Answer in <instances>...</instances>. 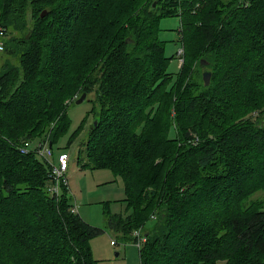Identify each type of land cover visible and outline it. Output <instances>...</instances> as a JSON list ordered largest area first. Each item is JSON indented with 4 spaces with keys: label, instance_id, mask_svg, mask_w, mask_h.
Listing matches in <instances>:
<instances>
[{
    "label": "trees",
    "instance_id": "1",
    "mask_svg": "<svg viewBox=\"0 0 264 264\" xmlns=\"http://www.w3.org/2000/svg\"><path fill=\"white\" fill-rule=\"evenodd\" d=\"M117 1L0 0V26L7 35L0 66V202L8 201L3 192L12 199L24 196L14 185L28 177L41 192L25 197L32 213L13 222L0 210V264L37 259L39 264H98L90 240L104 230L72 211L67 188L50 197L48 161L22 149L46 136L41 141L51 143L54 158L53 145L70 126L66 99L75 85L94 96L90 116L96 114L77 162L82 168L109 169L122 179L131 214L107 212L106 220L125 243L135 244V231L143 230L141 264H236L238 256L240 264H264V200L249 201L264 190V180L254 187L251 179L253 166L263 160L254 152L263 148L264 107L248 87L250 78L257 82L264 76V0H149L112 38L108 31L116 23L108 18ZM141 4L123 0L119 14ZM171 17L181 20L185 66L174 82L168 72L173 57L166 56V42L159 37L162 19ZM244 19L251 25L246 44L229 30ZM92 40L98 52L88 48ZM197 50L212 70L208 86L195 69L198 63L204 67L200 58L195 61ZM242 50L249 53L246 62ZM72 57L78 64L89 59L90 69L70 81ZM174 94L178 125L169 122L164 128L156 120L159 101L168 99L173 106ZM129 109L136 112L133 119ZM252 112H259L256 119ZM160 145L176 149L159 156ZM169 160L174 165L164 172ZM198 197L202 205L194 208ZM10 230L23 238L40 236L45 247L31 252L37 258L29 261L26 253L21 262Z\"/></svg>",
    "mask_w": 264,
    "mask_h": 264
},
{
    "label": "rangeland",
    "instance_id": "2",
    "mask_svg": "<svg viewBox=\"0 0 264 264\" xmlns=\"http://www.w3.org/2000/svg\"><path fill=\"white\" fill-rule=\"evenodd\" d=\"M149 0H142V4L133 8L124 9L126 10V14H119V12L124 8L123 6V0H118L116 3V7L112 10L113 13L110 12V16L108 18L109 21H114L116 23V27L113 29H110L108 33L111 35L112 38H117V34L119 33L120 29L125 25L130 23L131 17L135 14L136 10L144 7L146 3ZM155 8L157 6V1ZM153 3V6H154ZM199 8L200 4L197 5ZM96 13L95 10L92 11V13L89 14L88 20L89 23L92 20L94 14ZM102 19H104V14L100 16ZM243 25H233L229 28L232 35L241 34L242 38L240 42L242 44H246V38L251 33V25L249 24L247 19H244ZM125 28H128V25L124 26ZM160 39L162 41L166 42V56L167 57H173V60L171 61L168 72L173 75V82L175 81L177 75L182 69V74H184L183 69L185 68L184 60L180 61L184 55V48L181 46V42L179 41L180 37L183 38V28H181V20L179 17H171V18H165L162 19L160 24ZM131 41V40H130ZM181 46V47H180ZM228 47V53L231 54V57L233 54V47L230 46V44L227 45ZM244 47V46H243ZM88 48H91L92 50L96 51V45L94 43V40L92 42H88ZM182 50L183 55L179 56L177 53L179 50ZM100 52V51H99ZM195 55V54H194ZM240 56L242 58V61L246 62L248 60L249 53L247 50H242L240 53ZM198 56V50L196 51V57L195 61L199 60ZM203 60L204 58L201 57ZM6 60L4 52L0 54V66L2 62ZM206 61V60H205ZM231 61V60H230ZM195 69L198 70V72L201 74V79L204 80V74L210 73L211 79H212V70L206 66L200 67L199 63ZM90 69V60L84 62V63H77L76 60H74V57H72V63L71 68L69 72L71 75L69 76L70 81H72V78L76 77L80 74L83 70ZM192 70V66L190 71ZM182 74L180 77H182ZM210 79V83H211ZM183 80V78H182ZM250 86V92L251 97L254 100L261 99L263 101L259 102V107H264V76L263 78L256 82V79L250 78V82L248 83V87ZM83 91V87H78L75 85L69 92L70 94L67 97V103L68 105V117L70 119V126L68 131L59 139V141L53 145L54 150V158H51V162H57L58 157L62 153H67L70 156V168L67 173L68 178V187L69 193L72 196V199L74 201V204H76L78 212L80 213V216L84 218L87 222H89L90 225L94 227H98L100 229H103L104 232L99 234L98 236L92 238L90 240V246L92 248V253L94 259L98 262V264H141V257L139 253V248L132 242L125 243L117 238V236L108 228V223L106 220V214L107 212L111 214H117L121 215L124 218L131 214V211L128 209V205L125 202V191H124V184L122 179L114 174L109 169H91V168H82V164H79L77 162V156L80 152V150L83 149L82 144L87 138L88 131L90 129L91 124L94 122L95 115L93 114L90 116V112L94 108V96L86 95V99L82 103H77L76 99L81 98L84 93H81ZM176 91H174L175 93ZM257 92H259V97ZM185 97V98H184ZM183 98L185 101L189 99L188 96H184ZM177 95L174 94L173 100L174 105L171 106L170 100L163 98L159 101L160 113L157 116V121L161 126L164 128L168 127L169 122L175 127V123L178 125V121L175 120L177 118L178 110L176 107L178 106ZM178 101V100H177ZM255 103L252 102L251 107L255 108ZM167 104L170 105L169 108H167ZM254 104V105H252ZM175 107V108H174ZM129 112L131 113V118L133 119L136 115V112L133 109H129ZM171 112V115H170ZM259 112H252V115L254 119L257 118ZM247 115V114H246ZM245 113L243 114V117H246ZM170 116H172V120H170ZM264 116V114H263ZM245 120V118H243ZM132 121V120H130ZM144 125V124H143ZM141 126V128L143 127ZM170 125V124H169ZM143 129V128H142ZM118 132L122 131L121 127H118ZM79 132V136L77 139H75L73 145L69 148L68 143L70 140L75 137V135ZM140 132V130H139ZM46 136L37 137L34 140V143H36L39 140L44 139ZM171 137H174V131L171 133ZM39 138V139H38ZM179 146V144L176 145V148ZM158 155L160 156L162 151L168 150L169 154H172V149H176L174 146H168V148L163 147L162 145L158 146ZM264 143L262 151L259 150V153L256 151L254 152L256 159H263L256 162V164L253 166V174H252V180H255V186H259V184L264 180ZM167 154V153H166ZM167 154V155H169ZM157 157V156H156ZM257 161V160H256ZM174 165V162L172 160H169L164 167V172H166L169 167H172ZM18 178V177H17ZM18 180V179H17ZM53 183L51 182V185ZM250 186V185H249ZM248 186V187H249ZM244 187V186H243ZM245 186V189L248 188ZM14 188L17 192L21 193L24 196H19L20 198H8V196L5 195L6 192H3L4 197L8 200L6 203L3 201L0 202V210L4 217H9V222L15 221L17 217H21L23 214H26L28 212H31V206L27 207L29 202L25 199L29 198L30 194L35 193L36 195H40L41 192L39 190V184L35 182L34 180L28 178H24L23 180H18V183L14 185ZM66 188V187H65ZM240 187L239 189H241ZM252 190V189H250ZM63 192V189L61 188L60 194ZM243 192V191H241ZM240 192V193H241ZM34 195V194H33ZM49 196L54 197L51 192ZM2 199H0L1 201ZM259 200H264V190H260L255 193L254 196H252L249 201L251 203L257 202ZM202 198L198 197L196 201H194L193 206L194 208H197L201 206ZM29 209V211H27ZM35 211V210H34ZM6 213V214H5ZM153 216L157 218L156 214H153L151 216V220L153 219ZM224 217H222V225L224 223ZM6 219V218H5ZM153 222H150L148 224V227H152ZM147 229V228H146ZM145 230V229H144ZM143 233L142 229H139ZM10 233L17 239L18 244H16V247L14 248L17 255L19 256L18 260L21 262L23 259L27 256H29V261H32L33 259H30V256L35 257V255H32L31 252L33 250H38L39 248H44L45 245L42 244V238L39 236L30 238H23L20 235L19 232L16 234L10 230ZM227 233V231L221 232L218 234V236H222L223 234ZM11 241V240H10ZM117 242L116 245H113L112 242ZM18 245V246H17ZM20 249L24 253L22 256L19 252ZM30 251V253H29ZM14 252V250H12ZM27 253V256H26ZM30 254V255H28ZM37 258V257H35ZM242 259V256H238L236 259V264H240ZM41 259H37L34 264H39ZM226 260H218L215 264H227Z\"/></svg>",
    "mask_w": 264,
    "mask_h": 264
},
{
    "label": "built area",
    "instance_id": "3",
    "mask_svg": "<svg viewBox=\"0 0 264 264\" xmlns=\"http://www.w3.org/2000/svg\"><path fill=\"white\" fill-rule=\"evenodd\" d=\"M6 32L0 26V54H2L5 50V39H6ZM178 54L181 58L183 55L182 50L178 51ZM183 59H180L182 61ZM37 143V142H36ZM23 152H33L36 156L40 157L41 159L47 160L49 164V178L53 183L50 187V192L53 196L59 195L61 188L68 187V178L67 173L70 168V156L67 153H62L58 157L57 162H51L50 159L53 158L51 143L47 140H43L37 144L26 142L25 145L22 147ZM73 212L77 213V206L74 205L72 209ZM153 219L156 218L153 216ZM134 237L136 238L137 242L135 245L138 248H141L142 244L146 242V236L139 230H136L134 233ZM113 245H116V242H112Z\"/></svg>",
    "mask_w": 264,
    "mask_h": 264
},
{
    "label": "water",
    "instance_id": "4",
    "mask_svg": "<svg viewBox=\"0 0 264 264\" xmlns=\"http://www.w3.org/2000/svg\"><path fill=\"white\" fill-rule=\"evenodd\" d=\"M156 3H154V7H155ZM46 15V11H44L41 15V17H44ZM201 65L202 66H206L208 65L207 62H205L204 60H201ZM210 79H211V74L208 72V73H205L204 74V81H205V85H209L210 84ZM86 93H84L82 95V97L80 99L77 100V103H82L85 99H86Z\"/></svg>",
    "mask_w": 264,
    "mask_h": 264
},
{
    "label": "crops",
    "instance_id": "5",
    "mask_svg": "<svg viewBox=\"0 0 264 264\" xmlns=\"http://www.w3.org/2000/svg\"><path fill=\"white\" fill-rule=\"evenodd\" d=\"M76 205V204H75ZM77 212H78V209H77ZM79 213V212H78ZM79 215H80V213H79ZM82 217V216H81ZM84 219V218H83ZM85 220V219H84ZM86 221V220H85ZM87 222V221H86ZM89 223V222H88Z\"/></svg>",
    "mask_w": 264,
    "mask_h": 264
}]
</instances>
